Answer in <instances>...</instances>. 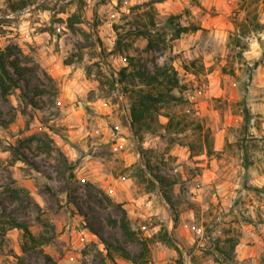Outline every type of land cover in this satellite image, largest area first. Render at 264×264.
Listing matches in <instances>:
<instances>
[{"label":"rangeland","instance_id":"1","mask_svg":"<svg viewBox=\"0 0 264 264\" xmlns=\"http://www.w3.org/2000/svg\"><path fill=\"white\" fill-rule=\"evenodd\" d=\"M233 1L203 12L201 0H0V48L19 45L39 75L27 90L0 92V264H135L118 245L142 254L140 264H264V0ZM172 14L190 27L173 49L186 101L133 134L130 94L112 74L125 57L166 60L169 48L147 52L138 31ZM219 15L224 27L204 25ZM49 55L76 64L73 97L41 63ZM153 175L169 182L173 206ZM123 210L135 240L113 222ZM164 230L175 243L161 241Z\"/></svg>","mask_w":264,"mask_h":264},{"label":"trees","instance_id":"2","mask_svg":"<svg viewBox=\"0 0 264 264\" xmlns=\"http://www.w3.org/2000/svg\"><path fill=\"white\" fill-rule=\"evenodd\" d=\"M27 5L24 2L21 7L25 8ZM77 18H80L77 15ZM177 15H170L163 25H160L151 19L149 23H146L143 29H140L139 34L147 38L146 51L165 52L168 48L170 50L169 56L162 63H158L156 60L152 62L153 67H150L147 60H136L134 57H125L127 65L115 71L114 84L121 85L122 92L130 94V121L129 127L133 134L140 133L144 128H148L150 121L157 120L161 111L173 104H182L186 101L183 92L188 89L186 83L183 82V78L180 71L174 65V61L179 58V53L174 52V47L180 42L183 34L190 31V27L183 25L180 22H176ZM74 21V19H71ZM74 23V22H73ZM75 24V23H74ZM73 26V25H72ZM162 29V30H161ZM169 34V35H168ZM238 38V37H236ZM240 45V39H236ZM120 39L117 40V46L120 44ZM237 45V46H239ZM118 48V47H117ZM117 50H120V46ZM232 52V51H230ZM23 52L19 45L12 44L6 45L4 48H0V92L3 96L10 94L11 90L20 88L22 84L25 85V90L30 86V82L34 78H39L38 66L34 63L24 62ZM261 64L256 61L254 63L255 68ZM188 72V68H184ZM91 70H87V76L91 75ZM53 80L52 77H49ZM129 82L133 85L132 88L124 86L125 82ZM43 86H45L43 82ZM45 89L37 87V95H42ZM29 103L33 107H38L39 104L29 97ZM0 111V116H1ZM168 123L167 128L174 126V118L167 114ZM252 117L250 109H245V122H249ZM250 165V161L246 159L245 167ZM156 182L160 185V191L165 201L173 206L171 196L167 187L170 185L168 181L159 175H153ZM154 184V180L150 179ZM114 224L121 227L127 241L135 240L137 238L136 232L132 229L130 220L126 210L122 211V216L119 220H114ZM7 223L10 228H19L23 230V236L32 241H36L35 236L31 232L30 228L24 224L17 222L12 218L7 219ZM161 241L175 243L173 237L167 230L163 231ZM236 244V243H235ZM106 250L109 244L105 242ZM121 253V256L135 264H140L142 254H132L126 248L121 245L115 246ZM23 251H27V247H22ZM19 264H31L24 261L22 256H17Z\"/></svg>","mask_w":264,"mask_h":264},{"label":"crops","instance_id":"3","mask_svg":"<svg viewBox=\"0 0 264 264\" xmlns=\"http://www.w3.org/2000/svg\"><path fill=\"white\" fill-rule=\"evenodd\" d=\"M225 1L227 2L226 3L227 5H229L230 3L233 4V2H234L233 0H231V1H227V0H201V7L199 9L203 10V12H206L207 10L214 9V6H217L219 8L221 6V4ZM220 16L221 15L212 17L211 19H209L207 21V23L205 21L204 25H207L208 27L209 26L210 27H224L225 22L222 21V19H219ZM25 23H26V21H24V25H21V27L19 29L20 30L22 29L24 36L27 37L26 39L28 40V42L30 44H33V46H35V47L38 46L39 38H41V37L38 36V34H35V32L33 31L34 27L32 25H26ZM50 38L51 37H49L48 41L50 40ZM251 57H255V56L249 55L248 58H251ZM56 62H57L56 57L53 55L45 56V58H42V61H41V63L47 68V70L52 74L53 77L59 78L61 76H64L65 86H67V89L69 90V94H71V96L73 97L75 91L73 92L72 84H75L77 81L75 78H68V77H71L70 73L74 71V67L76 64H74V63L66 64V63H60V62L56 63ZM79 69L80 68H78V70ZM257 72L260 73V66H259V68H257ZM84 79L81 78V83L84 85L83 88H82V84H78V87L83 89V90L85 89L84 87L86 86V84L92 85V83L90 82L89 79L86 78V76H84ZM251 104H252V109H251L252 112H253V110L254 111L258 110L260 108V106H262L261 105L262 103H259L256 101L251 102ZM237 246H243V245L238 244ZM249 249H244L246 252H243L241 255H239V257L243 259V258L250 256V253L248 252Z\"/></svg>","mask_w":264,"mask_h":264}]
</instances>
